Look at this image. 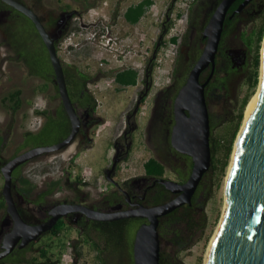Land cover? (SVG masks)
Returning <instances> with one entry per match:
<instances>
[{
    "label": "rangeland",
    "instance_id": "374dc122",
    "mask_svg": "<svg viewBox=\"0 0 264 264\" xmlns=\"http://www.w3.org/2000/svg\"><path fill=\"white\" fill-rule=\"evenodd\" d=\"M20 1L31 7L39 15L46 13L56 15L61 10L67 8L68 5L78 8L76 4L82 0ZM138 1L95 0L84 11L86 13L84 19H89L90 21L92 19H100L104 21L109 26V35L117 36L121 39L119 43L120 49L125 48L129 52L135 50L137 55H140L148 46L153 52L155 40L162 31L161 22L164 19L166 8L172 0H154V4L145 16L137 24L130 25L124 21L123 14L127 6L136 4ZM257 1L261 2L263 8L264 0ZM116 2L118 3L119 17L116 22H111L112 20L109 16L110 12H112L111 8ZM193 3L194 0L188 2L176 0L174 7L171 9V20L170 24H168L167 33L164 36L162 52L167 58H172L174 61L172 65L168 66L170 76L165 78L159 86H153L150 90L143 109L145 111L148 108L147 113L151 109V105L149 104L156 101L158 96L163 94L164 91L167 92V88L175 74L178 75L179 80L187 77L189 70L204 47L205 42L202 40V30L205 27L206 20H208L206 11L208 10L209 2L205 1V3H202V1H198L194 6ZM191 11L194 14L196 12L198 15L194 23L195 27H191L187 33V43H184L183 32ZM240 14L241 16L226 34L222 42L224 52L233 61L234 71L228 75L226 83L223 85L222 96L221 91L218 90L220 97L212 95L208 98L210 112L217 118H223L224 120L232 118L237 114L242 99L248 90V76L252 68L255 47H249L245 38L255 23L256 13L243 11ZM29 23L30 21L24 15L0 3V137L3 138V150L0 153V193H2L4 185L1 166L12 157L28 149V147L21 149L24 142V133L26 131L38 132L45 121L46 115L53 114L54 110L61 103L55 76H50L51 81L45 82L40 76L32 75L29 66L24 59L18 58L10 42L12 37L19 39L20 35L17 30L19 25H27ZM85 34L80 35V38L82 39ZM142 36L144 37V42L140 41V37ZM173 36L178 37L177 43L171 41ZM69 37L71 39H68V36L63 39L58 48V54L63 63L75 65L80 70L90 74V84L87 88H93L95 91L94 94L98 99L96 113L102 116L104 121L91 130L89 124L85 125V131L90 130L89 136H92L94 140L92 147L86 148L85 146L86 143L88 145V137L82 138L78 136L73 143L65 148L37 156L26 162L20 169V174L29 179L34 188L24 198L14 191L18 186V181L16 180L13 183V193L25 218L37 223L45 218L50 208L63 201L71 202L79 200L86 205L99 207L104 210L113 208L106 201V198L113 192L114 188L106 190L107 183L104 179L102 168L110 162L113 152L112 142L119 140L118 134L124 129V122L117 120L116 116H120L128 108L137 90V86H127L123 90H118L117 85L112 80V75L104 76L101 73L102 70L98 59V51L101 49L96 51L98 48L94 50L91 47L94 45L90 46L89 44H84L83 46L79 44L75 47L74 44L77 43L76 40L79 38L76 39L74 36ZM33 39L38 42L37 34L33 33ZM67 39L68 41L66 42ZM71 42H73L72 45L75 48L71 47ZM263 42L264 39L261 44V55ZM103 52L105 56L112 57V53L109 50H103ZM137 55L132 54V58L129 57V61L136 62L141 60L140 56ZM175 62L178 63V71L174 70ZM111 65L113 68H116L114 61ZM225 75L226 73H221V76ZM99 79L103 83L101 89L97 90L94 87V83ZM220 87H222V84L218 83L216 88L219 89ZM17 89L21 90L22 105L15 115L13 127L9 129L11 115L3 102V98L9 92ZM164 98L165 100L168 99V97ZM37 110H45L47 114H38ZM163 110L161 109L157 121L152 128L148 119H144L143 115L138 120L133 132L132 156L129 164H122L121 171L117 174L119 178L130 175L140 176L144 172L143 163L150 156H154L163 163L166 176L174 180L177 175L175 171L178 168L186 170L183 168V161L185 160L172 150L169 132L172 123L167 118L163 119L165 117ZM245 116L246 109L244 119ZM108 148L109 150H107ZM232 157L233 152L230 163ZM229 166L219 184V180L212 176V174L210 176L207 175L208 178H205L194 194V218L189 223L181 225L182 235L188 243V247L181 250L174 245L171 240V228L167 229L160 236L161 252L166 259L174 260L175 264L205 263L206 251H208L209 244L217 230L223 213ZM56 181L59 182V185H56L54 192L47 195L44 202H35L39 192L53 185ZM26 185L30 186L29 184ZM84 223L89 226L91 224V222L86 223V221ZM11 227L12 219L6 210L5 203V207L0 209V248L4 232L10 230ZM85 232L80 233L78 228H74L71 224H68L61 234V239H59L62 242H59L51 234L42 235L37 241H34L26 256L36 255L40 246L52 242L54 245L53 252L56 253L54 259L60 257V264H73L74 255L71 241L77 238L82 240L85 237L87 238ZM89 236V241L83 245V254L77 264H133L130 253L131 247L127 243H124L122 246H116L112 242L107 249H104L105 240L99 238L98 232L91 229L89 230ZM95 241L99 242V249L93 246Z\"/></svg>",
    "mask_w": 264,
    "mask_h": 264
},
{
    "label": "water",
    "instance_id": "95a60500",
    "mask_svg": "<svg viewBox=\"0 0 264 264\" xmlns=\"http://www.w3.org/2000/svg\"><path fill=\"white\" fill-rule=\"evenodd\" d=\"M10 7L26 15L34 23L50 57L55 82L61 102L70 120L71 130L61 141L50 145L28 148L1 166L4 177L2 194L6 210L12 219V227L5 232L0 260L16 248L22 249L37 241L43 234L70 213H81L94 221H113L124 218H146L136 230L133 242L134 264H160L161 240L160 219L184 205L193 204L204 175L212 162L210 110L206 97V86L214 76L216 57L222 39L229 8L236 0H220L202 30L206 39L204 47L189 71L185 83L174 99V125L170 136L172 147L193 160L189 177L184 182L171 178H161L160 183L175 194L169 200L155 205L133 203L128 191H124L132 207L102 210L77 202H61L49 209V217L38 223L28 222L19 210L13 193L14 170L29 160L47 152L65 148L74 142L80 133L82 120L70 96L64 65L58 55L57 45L43 24L39 14L20 0H1ZM175 1V0H174ZM252 0H243L229 16L241 13ZM160 34L156 48L150 59L154 61L163 34ZM264 44V42H263ZM264 46L262 47L259 81V97L256 106L242 125L234 148V156L226 178L227 204L221 216L209 252L207 264H264ZM210 68L202 82L201 73ZM150 70L147 71L149 76ZM149 91L146 89L144 95ZM116 165V161L113 166ZM108 178L114 181L111 173Z\"/></svg>",
    "mask_w": 264,
    "mask_h": 264
},
{
    "label": "trees",
    "instance_id": "16d2710c",
    "mask_svg": "<svg viewBox=\"0 0 264 264\" xmlns=\"http://www.w3.org/2000/svg\"><path fill=\"white\" fill-rule=\"evenodd\" d=\"M238 2L239 0L232 4L229 11L230 14H232ZM0 3L6 5L7 7H10L4 2L2 3L1 0ZM153 4L154 0H140L138 3L128 6L123 15L128 23L137 24L142 19V17L145 16L147 11ZM14 11L23 15L16 9H14ZM244 11H249L250 13L254 14L256 13L254 20L255 23L250 32L247 33V36L245 38L246 43L249 47H255L253 53L252 68L248 76V90L242 99L237 114L234 117L224 120L223 118H217L210 112V143L212 150V162L211 167L204 175L202 182L205 180V178H208L207 175L210 176V174H212V176L219 180V184L222 177L226 174V170L229 166L230 158L233 152L234 143L244 120V112L246 106L252 96L255 94L260 81V50L262 41L264 39V7L262 8L261 2L253 0ZM240 16V13H236L231 18L227 16L224 25V37L230 31V29L233 27ZM40 18L42 19L41 15ZM54 23L55 20L53 19L52 24ZM17 30L20 35L19 39H14L12 37L10 42L14 47L18 58L25 60L32 75L40 76L45 80V82L51 81L50 76H54L53 67L50 62L48 51L35 25L32 21H30V23L27 25L20 24ZM33 33L37 34L38 42L37 40L33 39ZM184 38V43H187V34L184 36ZM171 41L173 43H177L178 37L173 36L171 38ZM56 44L58 43L56 42ZM64 70L68 90L74 104L77 103L82 107H86L90 106V102H92V107L96 108L97 100L93 96V94L90 93L89 97L88 95H86V97L82 96V92H84L91 79L90 74L80 70L75 65H70L69 70L67 68H64ZM209 70L205 72L204 79L207 78ZM233 71V61L231 57L223 51L221 53H218L216 57V70L214 76L206 86L207 101L208 98L212 95H217L218 97H220V93H218V90L221 91L222 96L223 85H225L228 75ZM222 72L226 73V75L221 76ZM114 76L115 82L120 85L118 89H120L121 86L136 85L139 78V72L132 67H128L123 68ZM218 83L222 84V87H220L219 89L216 88V85ZM3 102L5 103L11 115L9 123V129H11L15 121V115L22 105L21 90L17 89L9 92L8 95L3 98ZM37 113L47 114V111L37 110ZM46 117L48 118V120L40 131H26L24 133V142L21 149L54 144L63 140L69 134L71 130L70 120L62 102L60 103L59 108H57L56 110V116L47 114ZM2 150L3 138L0 137V153L2 152ZM23 165H20L18 168H16L14 172L13 182H16V180L18 181V186L14 191L26 198L31 189L34 188V185L31 184L29 179L20 174V169ZM144 168L145 172L151 176H163L165 173L164 164L154 157H150L145 161ZM26 184H29L30 186L28 187ZM56 185H59L58 181L54 182L53 185H50L48 188L39 192L37 196L38 198L35 200V202H44L46 196L54 192ZM171 195L172 193L167 190L165 186L160 184L156 188H154V190H152V193L148 196V205L163 203L169 200L171 198ZM4 207L5 198L3 194L0 193V209ZM194 210L195 206L193 200V204L184 205L167 214L166 216L161 217L159 226L160 236L164 234L167 229L171 228V240L174 245L181 250L186 249L188 247V243L182 235L181 225L192 221L195 213ZM143 220L144 218L140 217L124 218L113 221L93 220L85 232L87 234V238L85 237L83 240L73 239L71 241L74 255L73 264H77L83 254V245L87 241H89V230L94 229L99 233V238H103L105 240L104 249H107L112 242L116 246H122L124 243H127L128 245H130V247H132L136 230L142 224ZM66 225H68L66 221L64 219H60L54 225V227L50 231V234L56 237L58 240L61 239V234L63 233ZM59 242L62 241L59 240ZM33 243L34 242H31L28 246L22 249H15L7 257L1 259L0 264H60V257L54 259V255L56 253L53 252L54 245L52 242L40 246L36 255H32L30 257L26 256L27 251L30 249ZM93 246L99 249L100 244L98 241H95L93 243ZM160 264H175V262L174 260L172 261L166 259L161 252Z\"/></svg>",
    "mask_w": 264,
    "mask_h": 264
},
{
    "label": "flooded vegetation",
    "instance_id": "af4514ba",
    "mask_svg": "<svg viewBox=\"0 0 264 264\" xmlns=\"http://www.w3.org/2000/svg\"><path fill=\"white\" fill-rule=\"evenodd\" d=\"M94 1L95 0H88V1L87 0H82L81 2L76 4V5H78V8H73L72 6L68 5L67 8L61 10L56 15H53L51 13H46L44 15H41V17H42L41 20H42L43 24L45 25L47 30L52 35V37L54 38L55 42L58 43L57 44V50L60 47V44L63 42V39H65V37L74 36V37H76V39L79 38V39L76 40L77 44H79V42L82 40L80 38V35H82L83 33H87L89 31H91V29L93 28L92 24L90 23L89 19H84V15L86 14V13H84V11ZM175 1L172 0L170 2V5L167 6V8H166V11H165V14H164V19L161 22L162 31L158 34L157 39L155 40V45H154L153 52H154V50L156 48V44H157V42L159 40L160 34L165 29L167 31L168 24H170V20H171V9L174 7ZM198 1H202V3H205V1L209 2L208 10L206 9L207 10L206 11L207 12L206 13V17L208 16V20H209L210 16L212 15L214 9L216 8V6H217V4L219 3L220 0H197V1H194V4H196V2H198ZM242 1L243 0H239L237 6ZM194 4H193V6H194ZM117 5H118V3L116 2V4H114V6L111 8L112 12H110V16H109V18L112 20L111 22H116L118 17H119ZM248 5L244 8V10L248 7ZM230 8H229V11H230ZM229 11H228L227 16L231 15L229 13ZM197 15L198 14L196 12L194 14L193 11H191V15H189V17L187 18V21H186L187 25H186L185 30L183 32L184 36L188 33V31H190L191 27H195L194 23L196 21ZM123 17H124V15H123ZM26 18H28V17L26 16ZM28 19L30 21H32L30 18H28ZM53 19L55 20L54 24H52ZM208 20H206V21L208 22ZM124 21L127 23L125 17H124ZM223 32H224V30H223ZM166 33L167 32H165L163 34L162 40L160 42L159 49L162 48V45L164 43V36L166 35ZM223 39H224V34H222V39H221V43H220V46H219L218 53H221L222 51L224 52V49L222 47ZM202 40H203V42L206 41V39L203 36H202ZM84 44L85 43H82V46ZM89 45L91 46L92 44H89ZM91 47L94 50L96 48V46H91ZM218 53H217V55H218ZM150 59H149V62L147 63L145 74L141 78L140 82L139 83L137 82L136 85H129V86H137V90L135 92V96L132 98L131 102L129 103L128 108L125 111H123L120 114V116H116L117 120H121V122L122 121L124 122V129L118 134L119 140H115L114 142H112L111 146L113 147V152H112V155H111V158H110V162L107 165H104L103 168H102V172L104 174V179H105V181L107 183L106 190L114 188L113 192L109 196H107V198H106V201L111 206H113V208L112 209H105V210L125 209V208L132 207V204L127 200V195L124 193V191H128L129 192V194L131 196V201L133 203H143L145 205H148V196L152 193V190H154V188H156L158 185L161 184L159 179H161V178H171L169 176H166L165 173H164L163 176H151V175H148L145 172V168H144V172H142L140 174V176H133V175L131 176L130 175V176H126V177H123V178H119L118 175H117L121 171V167H122L123 163L129 164V160H130V158L132 156V152H133V146H132L133 141H134L133 132H134V130L136 128L138 120L142 118V115H143L144 119L145 118L148 119V122L150 123V127L152 128L154 123L157 121V118H158V116H159V114L161 112V109H164L163 113H164L165 117L163 119L167 118L169 120V122L172 123L171 129L169 130L170 136H171L172 127H173L174 122H175V119H174V99H175L179 89L185 83V81H186V79L188 77V75H187L186 78L183 77L181 80H179L178 79V75L175 74L172 77V79H171V82H170V84H169V86L167 88V92L164 91L163 94H160L158 96L156 101H154L152 104L151 103L149 104V105H151V109L149 110V113H147V109L148 108H146L145 111L143 109H144L145 103H146V101L148 99L150 90L153 88L151 73H152V64H153L154 61L150 64ZM50 62H51V60H50ZM62 63H63V61H62ZM51 65H52V63H51ZM63 65H64V68H67L69 70L70 65H68L66 63H63ZM122 69L123 68H115V69H112V70H108L107 72H101V73L104 76L105 75L106 76H111L112 75V80L115 82V76L114 75L117 74ZM209 69L210 68L204 70L201 73L200 80L202 82L205 80L204 79L205 72L207 70H209ZM148 70H150L149 76L147 75V71ZM174 70L178 71V63L177 62H175ZM209 72H210V70H209ZM89 84H90V82L88 83V85ZM115 84L117 85V89H118V87H120V85L117 84L116 82H115ZM88 85H87V87H88ZM87 87L84 90V92H82L83 93L82 96L86 97V95H88V97H89V94L91 93L96 98V96L94 94L95 91L93 90V88L88 89ZM126 87L127 86H121V88L118 89V90H123ZM147 88H149V91H148V93L146 95H144V93H145ZM162 97H163V99H162ZM164 97H166V98L168 97V99L165 100ZM96 100H97L96 108L92 107V102H90V106H86V107H82V106H80L77 103L75 104V106L77 108V111H78V113H79V115L81 117V120H82V126H81V130H80V133L78 134V136H81L82 138L88 137V141L89 142H88V145L86 143V145H85L86 148H90L94 144L93 137L89 136L90 135V130L93 129L94 127L96 128L97 126H99V124H101V122L104 121L102 116H100V115H98L96 113V110H97V107H98V99L96 98ZM161 104H163V105L161 106ZM165 104H167V105H165ZM57 108H59V106H57ZM57 108L54 110L52 115L56 116ZM47 120H48V118L46 117L44 123L41 125V127H40V129L38 131H40L44 127V125L46 124ZM86 124L90 125L89 126L90 130H88V131H85V129H84ZM170 144H171V141H170ZM107 150H109V148ZM172 150L174 152H176L178 155H180L182 159L185 160V161H183V168H185L186 170H181V169L178 168L175 171L176 174H177L175 180H177L179 182H184V181H186V179L189 177V175L191 173L192 166H193V160H192V158L190 156L184 155V154H181V153L177 152L173 147H172ZM150 157H154V156H150ZM149 158H147L146 160H148ZM115 161H116V165L113 166ZM145 161H144V163H145ZM144 163H143V166H144ZM112 168H114V169H113V171L111 173V176L114 179V181H112L111 179L108 178V172ZM15 170H14V172H15ZM14 172H13V175H14ZM161 185H163V184H161ZM173 196H175V194L172 193L171 198ZM63 202H67V201H63ZM71 202L82 203L79 200L71 201ZM94 208L101 209L99 207H94ZM19 210H20V208H19ZM102 210H104V209H102ZM23 217L25 218L24 215H23ZM48 217H49V215L47 213L45 218L42 221L46 220ZM25 219L28 222H30L27 218H25ZM61 219H64L67 224H71L74 228H78V231L80 233H83V231H86L87 228L89 227V225H86L84 223V221H86V223H89V222L93 221V220L87 218L85 215H83L81 213H70V214L66 215L65 217H63ZM145 221H147L146 218H144L143 222H145ZM30 223H37V222L31 221ZM7 231H5V232H7ZM50 231H48L47 233L43 234V236L46 235V234H50ZM5 232H4V234H5ZM4 234H3V236H4ZM77 239H79V238H77ZM1 244H2V240H1ZM0 250H1V248H0ZM130 253H131V260H132V262L134 264L133 245L131 247Z\"/></svg>",
    "mask_w": 264,
    "mask_h": 264
},
{
    "label": "built area",
    "instance_id": "2783aa9c",
    "mask_svg": "<svg viewBox=\"0 0 264 264\" xmlns=\"http://www.w3.org/2000/svg\"><path fill=\"white\" fill-rule=\"evenodd\" d=\"M177 1L188 2L190 0ZM90 23L92 24L93 28L91 29L90 35L88 37V44L96 46V48H98L96 49V51L101 49L100 51H98V59L102 72H107L108 70L115 69L111 65L114 61L116 63V68L132 67L134 69H137L139 72L138 81L141 80V78L145 74L147 63L149 62V59L153 54L151 48L149 49L147 46V49L142 51L140 55H137V52L135 50H132L133 52H129L125 48L120 49L119 43L121 39L117 36L109 35V26L106 25L104 21L100 19H92ZM68 39H71V37H68ZM68 39L66 40V42L68 41ZM140 41L144 42L143 36L140 37ZM75 45L78 44L75 43ZM162 48L158 50L155 60L152 64L151 78L152 85L154 87L159 86L165 78H168L170 76L168 66L172 65L174 61L172 58H167V56H165V54L162 52ZM103 50H109L112 53V57L110 58L105 56ZM132 54L140 56L141 60L136 62L131 60L129 61V57H131ZM106 82L108 83V81ZM102 83V80L99 79L94 83V87L99 90L101 89Z\"/></svg>",
    "mask_w": 264,
    "mask_h": 264
},
{
    "label": "bare ground",
    "instance_id": "6f19581e",
    "mask_svg": "<svg viewBox=\"0 0 264 264\" xmlns=\"http://www.w3.org/2000/svg\"><path fill=\"white\" fill-rule=\"evenodd\" d=\"M40 16V15H39ZM89 32H91V31H89ZM89 32H87V33H89ZM86 33V34H87ZM85 34V35H86ZM84 35V36H85ZM86 44V43H85ZM263 46H264V44H263ZM264 49V48H263ZM259 92H260V87H258V90H257V92L252 96V98L250 99V101H249V103H248V105H247V107H246V116H245V119H244V121L246 120V118L249 116V114L252 112V110L254 109V107L256 106V104H257V101H258V97H259ZM244 121H243V124H244ZM242 124V125H243ZM242 128H243V126L241 127V130H242ZM241 130H240V132H239V135H240V133H241ZM237 140V139H236ZM237 143V142H236ZM233 156H234V152H233ZM232 159H233V157H232ZM231 163H232V160H231ZM231 165V164H230ZM227 184V183H226ZM227 187H226V192H225V204H224V208H223V213H224V211H225V208H226V204H227ZM222 213V214H223ZM222 219V218H221ZM220 223H221V221H220ZM220 223L218 224V227H217V230H216V232H215V234H214V236L212 237V239H211V242H210V244H209V247H208V251H206L207 252V254H206V259H205V263L204 264H207V262H208V258H209V252H210V249H211V246H212V244H213V241H214V239H215V236H216V234H217V231H218V229H219V227H220Z\"/></svg>",
    "mask_w": 264,
    "mask_h": 264
},
{
    "label": "clouds",
    "instance_id": "9594fccd",
    "mask_svg": "<svg viewBox=\"0 0 264 264\" xmlns=\"http://www.w3.org/2000/svg\"><path fill=\"white\" fill-rule=\"evenodd\" d=\"M89 35H90V32L87 33L85 36H83V38H82V40L79 42V44H82V43H85V42H86V44H88V42H89V41H88V37H89ZM72 43H73V42H71V47H72V48H73L74 46H75V47L77 46V45H75V44H74V46H73ZM79 44H78V45H79ZM56 45H57V44H56ZM75 47H74V48H75Z\"/></svg>",
    "mask_w": 264,
    "mask_h": 264
},
{
    "label": "crops",
    "instance_id": "0c3cea01",
    "mask_svg": "<svg viewBox=\"0 0 264 264\" xmlns=\"http://www.w3.org/2000/svg\"><path fill=\"white\" fill-rule=\"evenodd\" d=\"M139 1H140V0H139ZM139 1H138V2H139ZM138 2H136V3H138ZM134 4H135V3H134ZM127 7H128V6H127ZM143 17H144V16H143ZM143 17H142V18H143ZM127 23H128V22H127ZM128 24H130V23H128ZM130 25H134V24H130Z\"/></svg>",
    "mask_w": 264,
    "mask_h": 264
}]
</instances>
